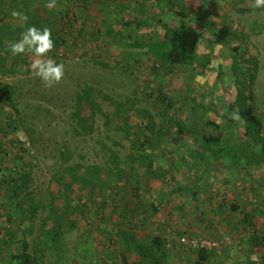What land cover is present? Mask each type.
Instances as JSON below:
<instances>
[{"label": "rangeland", "instance_id": "1", "mask_svg": "<svg viewBox=\"0 0 264 264\" xmlns=\"http://www.w3.org/2000/svg\"><path fill=\"white\" fill-rule=\"evenodd\" d=\"M48 2L35 0V20L48 23L56 42L47 55L65 66L50 87L31 69L37 57L10 52L29 20L12 13L2 19L9 40L0 52V96L11 90V102L0 98V264H14L23 241L42 264H142V234L158 237L165 221L178 224L179 211L195 203L191 189L202 191L205 214L217 206L220 214L226 210L229 194L252 202L264 237V165L226 159L208 167L193 157L205 147L202 136L214 135L207 123L221 127L226 145L248 142L244 122L234 118L231 45L243 67L257 63L252 90L264 131V6L255 8L254 0H140L152 21L176 28L182 12L202 35L196 64L170 67L147 51L160 47L159 26L128 30L120 24L138 14L134 0H56L54 8ZM21 6L15 11L25 15ZM211 25L228 29L226 42L215 44ZM135 143L145 146L135 150ZM149 163L167 174L151 178ZM148 202L157 204L159 216H152ZM227 236L228 246L236 243ZM255 261L264 264L263 251Z\"/></svg>", "mask_w": 264, "mask_h": 264}, {"label": "trees", "instance_id": "2", "mask_svg": "<svg viewBox=\"0 0 264 264\" xmlns=\"http://www.w3.org/2000/svg\"><path fill=\"white\" fill-rule=\"evenodd\" d=\"M139 1L140 0H134V2L140 6L138 14L135 17H129L124 21L122 20L120 24L123 28L128 30H149L159 26L164 31L162 41L158 42L160 49L158 48V45H151L150 49L147 50L148 54L160 56L163 62L170 67H191L196 64V62L200 59L197 54V50L202 35L191 25L187 24L186 15L182 12H177V16L180 18L181 23L176 28L161 25L158 19L152 21L151 15H146L148 12L144 9V5L139 3ZM158 1L159 0H154L156 4ZM19 3L22 5L20 11H23L26 16L28 15L27 17L30 22V26L35 25L38 28L49 27L47 22L41 21L40 19L35 20L37 19L35 14V0H0V52L6 39L9 40L7 33H4V30L8 28V25L6 22H3L2 19L10 16V14L18 8L17 6ZM149 19L151 20V23H149ZM210 31H212L215 36V44L219 45L227 41L229 32L225 27L211 25ZM58 39L59 38H56V40ZM229 51L231 53L229 68L234 86L233 106L235 107L236 113L239 114L240 119L244 122V130L248 137V142L245 144L239 143L235 146L226 145L223 141V132L221 131V127L213 122L207 123L206 125L214 131V135L202 136L205 147L199 149L198 151H194L193 157L196 162L200 161L202 164L201 166L205 165L208 167H215V165H219L226 159L233 160L234 163L243 160L247 165H264V131L261 121L255 114V97L252 90L257 75V63L255 59H252L248 61L250 67L245 68L243 67L244 61H242L238 48L231 45L229 47ZM0 98L10 103L11 90L4 91ZM159 99L163 103H166L168 107L171 106L165 95L161 94ZM201 108L207 111L211 110L206 106H201ZM176 125L179 132L183 131L181 130L182 127L180 124ZM144 146L145 145L140 143L132 144V148L135 150H141ZM211 159L215 162H211ZM146 167V172L151 178H154L157 175L164 176L167 174L166 170H161V173H158V171L152 167L151 163L146 164ZM232 168L235 170L234 166ZM196 192V189H191L193 197L197 195ZM148 206L152 214L157 213V204L148 202ZM232 211H238L237 207L233 206ZM28 248V243L23 241L19 253L11 257L14 264H42L29 253ZM139 252L142 256V247ZM198 252L200 258H204L206 257V254H208L205 251Z\"/></svg>", "mask_w": 264, "mask_h": 264}, {"label": "crops", "instance_id": "3", "mask_svg": "<svg viewBox=\"0 0 264 264\" xmlns=\"http://www.w3.org/2000/svg\"><path fill=\"white\" fill-rule=\"evenodd\" d=\"M196 191L197 195L195 197L191 196L195 203L192 205L187 203V206H185L191 210L188 211L182 208V212L179 211L181 216H178L180 218L178 224L177 221L174 223L170 221V224H174L170 227L169 222L165 221L166 226L163 225V227L156 229L158 230L156 231L158 237H151V234L148 233L142 234V264H255L257 255L261 251L264 254V237L259 232L261 228L258 227L259 223L257 222L260 215L252 206V202H246L245 199L234 200L235 195L229 194L230 200H226L227 205L222 204V207L226 210L220 214L217 206L214 210L206 213L207 215L212 214L206 218V214L201 209L202 205L205 206L207 203L203 201V197L200 199L199 195L202 191L198 192L197 189ZM197 202L198 205H201L200 207L196 205ZM233 206L237 207L238 211L233 212ZM159 211L156 214L151 213L152 216H159ZM219 214L225 216V229L219 225V218L221 217ZM171 216L168 215L165 220L170 219ZM204 219H206V223ZM208 222L210 224L207 228L211 229L215 226L216 228H212L214 231L208 232L205 230L207 229L205 224H208ZM255 226H257V233L251 234L250 229L253 232V229H256L253 228ZM201 233H204V235L209 233L210 236L212 234L213 238H216L215 240L225 239L229 235L236 239V243L230 246L222 245L220 255L211 252L206 254L204 258H200L198 251L187 250L178 244V238L182 235L193 238Z\"/></svg>", "mask_w": 264, "mask_h": 264}, {"label": "clouds", "instance_id": "4", "mask_svg": "<svg viewBox=\"0 0 264 264\" xmlns=\"http://www.w3.org/2000/svg\"><path fill=\"white\" fill-rule=\"evenodd\" d=\"M56 0H49L48 8H54ZM255 8L264 6V0H254ZM13 17H18L22 22L27 23L28 17L20 12L13 11ZM55 46L50 28H38L35 25L28 26L21 34L19 40L11 44L10 52L13 56L32 54L37 57L31 65L34 75L37 76L45 86H52L59 83L65 74L63 63L57 62L47 55ZM203 79V77H198ZM235 119H240L239 114L234 113Z\"/></svg>", "mask_w": 264, "mask_h": 264}, {"label": "built area", "instance_id": "5", "mask_svg": "<svg viewBox=\"0 0 264 264\" xmlns=\"http://www.w3.org/2000/svg\"><path fill=\"white\" fill-rule=\"evenodd\" d=\"M20 142L24 150L29 149L28 143H23V141ZM228 243H229L228 239H224V241H217V240H212L207 236H201L197 238L181 237L179 239V244L182 245L187 250L205 251L207 253L215 252L217 254H220L221 246L228 245Z\"/></svg>", "mask_w": 264, "mask_h": 264}]
</instances>
